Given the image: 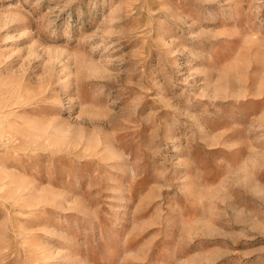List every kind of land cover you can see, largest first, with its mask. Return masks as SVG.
<instances>
[{
  "label": "rangeland",
  "instance_id": "1",
  "mask_svg": "<svg viewBox=\"0 0 264 264\" xmlns=\"http://www.w3.org/2000/svg\"><path fill=\"white\" fill-rule=\"evenodd\" d=\"M0 264H264V0H0Z\"/></svg>",
  "mask_w": 264,
  "mask_h": 264
}]
</instances>
